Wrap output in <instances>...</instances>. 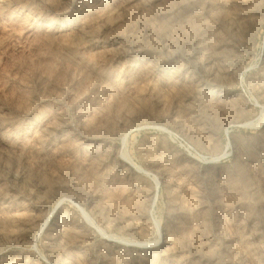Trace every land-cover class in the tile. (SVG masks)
I'll return each instance as SVG.
<instances>
[{"label": "rangeland", "instance_id": "374dc122", "mask_svg": "<svg viewBox=\"0 0 264 264\" xmlns=\"http://www.w3.org/2000/svg\"><path fill=\"white\" fill-rule=\"evenodd\" d=\"M0 264H264V0H0Z\"/></svg>", "mask_w": 264, "mask_h": 264}]
</instances>
